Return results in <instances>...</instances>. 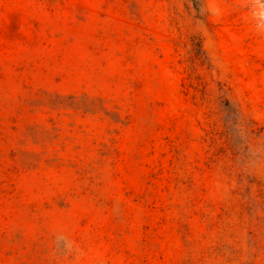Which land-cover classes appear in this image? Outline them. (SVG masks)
Returning <instances> with one entry per match:
<instances>
[{"label": "rangeland", "instance_id": "1", "mask_svg": "<svg viewBox=\"0 0 264 264\" xmlns=\"http://www.w3.org/2000/svg\"><path fill=\"white\" fill-rule=\"evenodd\" d=\"M0 264H264V0H0Z\"/></svg>", "mask_w": 264, "mask_h": 264}]
</instances>
